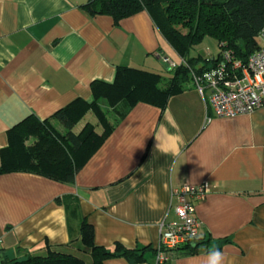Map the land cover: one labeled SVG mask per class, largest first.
Segmentation results:
<instances>
[{
    "label": "crops",
    "instance_id": "crops-1",
    "mask_svg": "<svg viewBox=\"0 0 264 264\" xmlns=\"http://www.w3.org/2000/svg\"><path fill=\"white\" fill-rule=\"evenodd\" d=\"M86 2L0 0V152L20 123L50 119L76 99L91 101V84L112 83L117 66L159 73L166 81L162 58L181 61L145 11L114 23L110 16H90ZM209 97L191 79L163 109L136 103L72 184L26 172L0 174L4 257L44 254L46 244L76 252L79 219L56 202L73 196L96 245L147 247L138 264H156L159 227L176 219L172 189L207 183L209 193L194 202L196 251L172 252L164 264H204L213 248L223 252L224 264H264V106L219 118ZM86 117L74 133L91 123ZM105 264L130 263L118 257Z\"/></svg>",
    "mask_w": 264,
    "mask_h": 264
},
{
    "label": "trees",
    "instance_id": "trees-1",
    "mask_svg": "<svg viewBox=\"0 0 264 264\" xmlns=\"http://www.w3.org/2000/svg\"><path fill=\"white\" fill-rule=\"evenodd\" d=\"M90 16H110L114 23L135 13L145 11L154 26L176 54L186 64L176 63L164 81L162 74L137 68L117 66L114 81H95L90 90L92 100L76 99L58 110L55 118L63 132L44 121L28 119L9 130V144L0 152V174L26 172L61 183H74L76 173L101 146L116 124L107 125L99 114L98 101L120 102L124 112L121 119L138 102L157 105L163 109L168 99L183 90L191 80V70L201 72L210 66L211 58L190 56V50L207 37L224 42L240 59H246L259 46L258 34L264 30V0H87L82 6ZM215 57V56H213ZM88 110H93L102 122V132L96 133L86 123L78 133L75 124ZM72 217L79 219L80 247L89 261L61 246H44V254H28L24 258L8 259L6 264H105L111 258L123 257L130 264L143 260L146 248H129L120 243L106 248L94 243L93 228L79 216L76 198L56 199ZM227 241V240H224ZM65 247V246H63ZM192 254L188 242L176 251Z\"/></svg>",
    "mask_w": 264,
    "mask_h": 264
},
{
    "label": "built area",
    "instance_id": "built-area-1",
    "mask_svg": "<svg viewBox=\"0 0 264 264\" xmlns=\"http://www.w3.org/2000/svg\"><path fill=\"white\" fill-rule=\"evenodd\" d=\"M258 40V48L246 59L238 58L233 49L221 42L207 69L191 70L192 81L199 93L210 92L209 102L215 117H234L264 106V30L259 32ZM162 61L168 70L177 65L167 57ZM179 63L186 64L182 59ZM208 193L207 183H185L172 189L176 219L163 222L159 227L156 264L169 261L172 252L194 240L200 228L194 202L203 200Z\"/></svg>",
    "mask_w": 264,
    "mask_h": 264
},
{
    "label": "rangeland",
    "instance_id": "rangeland-1",
    "mask_svg": "<svg viewBox=\"0 0 264 264\" xmlns=\"http://www.w3.org/2000/svg\"><path fill=\"white\" fill-rule=\"evenodd\" d=\"M217 52H218V48H217L216 40L207 37L203 40L201 44L195 45L190 50V56L196 57L197 55H201V56L212 57V56H216ZM97 106L99 108V114L102 116L101 118H104V122L107 125H111L115 123L124 112L123 106L120 102L111 103L110 101L104 98H101L98 101ZM85 114L87 115L86 120L91 121V124L93 125L95 132L101 133L103 126L97 114L93 110H88ZM49 124L54 128V130L61 133L63 132V130L61 129L60 125L57 123L55 118L50 119ZM78 128L79 125H76L73 130L77 131ZM74 253L82 257L84 260L89 261L88 257L85 254H83V252L77 251Z\"/></svg>",
    "mask_w": 264,
    "mask_h": 264
},
{
    "label": "clouds",
    "instance_id": "clouds-1",
    "mask_svg": "<svg viewBox=\"0 0 264 264\" xmlns=\"http://www.w3.org/2000/svg\"><path fill=\"white\" fill-rule=\"evenodd\" d=\"M224 254L219 249H211L205 258L204 264H224Z\"/></svg>",
    "mask_w": 264,
    "mask_h": 264
},
{
    "label": "water",
    "instance_id": "water-1",
    "mask_svg": "<svg viewBox=\"0 0 264 264\" xmlns=\"http://www.w3.org/2000/svg\"><path fill=\"white\" fill-rule=\"evenodd\" d=\"M7 259L4 257L3 253L0 251V264H6Z\"/></svg>",
    "mask_w": 264,
    "mask_h": 264
}]
</instances>
